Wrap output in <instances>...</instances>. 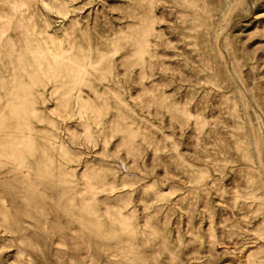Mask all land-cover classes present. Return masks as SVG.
<instances>
[{
    "label": "rangeland",
    "instance_id": "obj_1",
    "mask_svg": "<svg viewBox=\"0 0 264 264\" xmlns=\"http://www.w3.org/2000/svg\"><path fill=\"white\" fill-rule=\"evenodd\" d=\"M0 264H264V0H0Z\"/></svg>",
    "mask_w": 264,
    "mask_h": 264
},
{
    "label": "bare ground",
    "instance_id": "obj_2",
    "mask_svg": "<svg viewBox=\"0 0 264 264\" xmlns=\"http://www.w3.org/2000/svg\"><path fill=\"white\" fill-rule=\"evenodd\" d=\"M21 174V166L14 159V155L0 151V178L6 184L15 187L20 192L24 191V187L20 184L18 176Z\"/></svg>",
    "mask_w": 264,
    "mask_h": 264
}]
</instances>
